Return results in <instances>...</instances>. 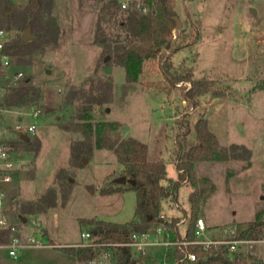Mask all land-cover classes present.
Masks as SVG:
<instances>
[{
  "label": "rangeland",
  "instance_id": "rangeland-1",
  "mask_svg": "<svg viewBox=\"0 0 264 264\" xmlns=\"http://www.w3.org/2000/svg\"><path fill=\"white\" fill-rule=\"evenodd\" d=\"M109 1L0 0V27L7 30L8 42L23 37L28 31L30 35L29 43L18 53L11 54V65L5 71V78L0 80L1 87L5 88L0 96V144L17 162V152L25 151L28 145L20 138L27 130L18 131L16 125H34L35 132L27 135L34 148L37 140L42 147L38 156H27L34 162L30 164L33 170L41 168V172L36 170L37 174L51 179L54 167L62 168L59 179L63 182V196L71 191L73 195L66 207L51 214L54 236L59 241L66 237L80 238V244H84L81 234L92 232L93 227L82 226L83 217L101 215L128 221L135 214L133 190L110 197L88 195V186L118 185L117 179L122 176L120 169L117 171L119 163L114 151L94 148V156L83 159L81 166L74 163L72 155L69 164L70 137L73 136V143L94 144L93 135L86 132L78 114L89 105L90 94L98 92L95 85L100 80L112 81L113 98L110 103L94 106L92 122H120L123 128L112 135L120 139L129 135L142 140L149 144L154 156L161 151L165 159L175 161L177 135L182 134L180 140L188 150L196 142L195 124L201 118L208 120L210 131L222 147L238 145L232 149L236 159H230L229 163L196 164L197 174L210 177L215 186L204 201L203 212L214 229L210 234H221L223 228H231L238 221L254 220L256 211L264 208V13L258 12V2L175 0L182 26L175 30L174 41L184 48L173 55L172 60L176 65L186 61L195 79H207L212 85L210 92L197 97L199 106L185 118L183 114L189 104L183 100L180 88L172 92L164 89L158 58L145 62L136 82L128 81L125 68L116 64L114 40L118 36L121 41L125 40V32L107 11H102L104 3ZM126 1L129 5L121 6L122 9L145 6L143 13L155 9L148 0ZM34 2H37L36 7ZM18 75L20 78L15 81ZM23 88L24 91L30 89L31 95L23 92V103L19 107L8 106L6 96L13 94L14 89ZM253 90L256 91L250 98ZM221 92L226 98L216 96ZM38 108L42 114L34 117ZM20 115L23 116L21 121ZM181 122L184 123L182 128ZM56 124L70 127L72 135ZM187 124L192 132L185 137ZM249 150L254 155L253 167L247 170L251 166ZM236 172H240L236 181L228 183ZM176 173L175 165L168 162V175L175 177ZM4 184L0 183V187ZM188 191L183 187L179 192V199L185 205H188ZM177 204L182 206L180 202ZM26 207L31 211L25 210ZM26 207L19 212L13 204L6 214L9 223L16 228L10 238L17 237L23 243L31 235L44 234L40 223L43 205L33 202ZM190 214L187 226L194 218L192 212ZM184 218V215L169 217L168 221L179 219L182 224ZM255 238L262 240H251L264 241V229ZM95 241H99V237L92 234L90 242ZM243 246L247 249L245 254H251L248 250H252V246L264 252V243L241 244L240 249ZM130 248L135 262L132 264H175L173 247L168 250L163 245H149L145 250L138 246ZM18 250L19 256L21 251ZM101 252L96 259L79 261V264L125 262V255L116 246L102 247Z\"/></svg>",
  "mask_w": 264,
  "mask_h": 264
},
{
  "label": "trees",
  "instance_id": "trees-1",
  "mask_svg": "<svg viewBox=\"0 0 264 264\" xmlns=\"http://www.w3.org/2000/svg\"><path fill=\"white\" fill-rule=\"evenodd\" d=\"M120 2L119 0H110L102 6V11H107L125 32V40L121 41L119 36L118 39L114 40L116 64L125 68L128 81L136 82L143 72L145 62L158 58L165 81L164 89L168 92H172L176 88L181 89L183 100L189 104V109L183 114L187 118L191 111L199 106L197 97L210 92L212 85L207 79H195L193 70L186 66V61L176 65L172 60V56L184 48L183 45L174 41V33L178 25L175 0H148L149 5H155V9L145 13L142 12L146 8L145 6L134 10L129 8L122 9ZM119 15H121L120 18H118ZM101 18L98 21L99 29L101 28ZM28 43L24 42L21 36L12 42H7L5 52L14 55ZM91 82L95 83L93 79ZM95 87L98 92L90 94L89 105L83 108V113L78 114V118L84 121L83 126L87 129L86 132H89L88 134L91 136L93 135L94 144H85L83 141L73 143V161L76 165L81 166L84 163L83 159L89 160L92 156L94 148L114 151L117 161L124 166L121 176L134 180L136 183H129L126 186L118 184L101 188L99 193L105 195L133 190L136 193V209L135 217L131 222L115 223L97 219H82V226H92V234L98 236L100 241L118 244L117 249L121 254L125 255L124 264L135 263L132 258L131 248L127 245L131 242V231L139 230L144 232L152 225H162L167 230L174 231L180 237L179 219L171 221L162 219L160 217V203L163 198L169 195L176 199L179 188L185 182H190L194 187V191L189 196L194 218L189 224L186 239L189 241L194 240L196 238L195 227L198 215L201 212V204L215 189L209 179L197 177L194 164L196 161L236 159L232 149L238 147V145H232L229 148L222 147L217 136L210 131L208 120L206 118L199 119L195 124L196 142L188 150L184 147L182 140H180L182 134L179 133L177 135L175 139L177 145L175 164L179 175L177 180L168 179L170 185L165 187L161 183L163 179H167L165 161L163 159L150 161L147 157L148 145L146 143L133 137L120 139L117 135H112L121 128L120 122H92L94 119L92 115L94 106L110 103L114 91L112 81L100 80ZM13 92V94L6 96V104L8 106L21 105L23 103L21 101L24 95L23 92L30 94L31 90L27 89V91H24L23 88L14 89ZM216 96L225 97V93H217ZM182 127H184L183 122H181ZM64 128L70 129V127ZM191 132L190 125H185L183 135L186 137ZM21 141L28 145L26 150L35 153L39 150L40 142L38 140L35 143V148L30 140L22 139ZM248 153L250 155V151ZM88 190L92 193L96 192V188L93 186H88ZM55 197V191L50 190L38 202L43 207L52 206L55 204ZM27 204L22 205L20 208L24 210ZM25 210L31 211L27 207ZM263 229L264 208L257 211L255 220L237 224V235L235 238L242 240L257 239L255 238L256 234ZM10 233V230H0V244L8 243L11 240ZM188 248L199 257L196 264H264L263 260L256 255L243 252L235 253L232 258L223 257L221 256V250L224 246H212L209 249H205L199 245H189ZM58 249L77 257L79 261L92 260L100 253L98 248L88 246H64ZM182 256V251L176 248L177 259L180 260Z\"/></svg>",
  "mask_w": 264,
  "mask_h": 264
},
{
  "label": "crops",
  "instance_id": "crops-1",
  "mask_svg": "<svg viewBox=\"0 0 264 264\" xmlns=\"http://www.w3.org/2000/svg\"><path fill=\"white\" fill-rule=\"evenodd\" d=\"M254 1L258 2L257 4H259L258 12H261L263 14L264 13V0H254ZM254 13H256V10ZM175 54H174V56H175ZM256 90H253L250 93V98L252 97L253 93ZM1 94H2V92H0V96H1ZM223 98H226V97H223ZM17 107H19V106H17ZM37 110L40 111L39 115L42 114V110L40 108H38ZM19 113H20V111H19ZM22 119H23V116L20 115L19 121H21ZM56 126L59 127L60 130H65L66 132L68 131V133H70V135H72V132L70 130L65 129L63 126L57 125V124H56ZM121 128H123V126H121ZM24 129L27 130V127L22 126V130H24ZM22 134H25L27 136L26 139L29 140V136L27 135L28 133H22ZM22 134L20 135V138H21ZM128 137H130V136L129 135L123 136V138H128ZM70 139H71V141H70ZM70 139L68 141V145L70 146V149L72 151L73 136L70 137ZM140 141H142V140H140ZM144 143H146V142H144ZM147 145H148L147 157L150 161H158L161 159H163L165 161L166 170H167V179H163L161 181V183L165 187H168L170 185V182H169L170 179L171 180H177L178 179L179 172H178L177 168H176L177 173H176L175 177H171L168 175V162H171L176 167L175 161L172 162V161H168V158L165 159V157H163V154L161 153V151L157 152L154 156L151 147L149 146V144H147ZM230 146H232V145H230ZM41 147H42V145L40 143L39 150L36 153L33 151H30V150L17 152V162H16L17 171L15 173V176L13 177V179L10 182L5 183L3 186L0 187L5 192V205H4L3 210H0V217H2V216L7 217L6 214L8 212V209L11 208V205L16 204L17 210L19 212H21L22 209L20 207L22 205L24 206L27 203L38 202L50 190H54L55 196H56L55 197V204L52 206L44 207V210H43L41 217H40V223L43 225V229H44V234H43L42 239L44 240L46 245L43 247H26V248H23L20 250L21 252L19 253V256L14 258L13 256H11L9 254L10 249H8V248H6L0 244V264H79L81 262V261L79 262V260H77L75 256L64 253L63 251L58 249L59 247H64V246H80L79 244L82 240L80 238L77 239V238L66 237L65 239H62V241H59L58 239H56V237L53 234L52 223H51V214L59 208L66 207L72 198L73 192L71 191L64 198L63 192H62V185H63L62 183L63 182L60 181V179H59V175L62 171L61 170L62 168L54 167L53 173L51 175L52 176L51 179L47 177L48 175L42 176V174H37L36 170L41 172V168L36 167L35 171L33 170L34 167L31 166L30 164L34 163V162L32 161V159H28L27 156L28 157H31L32 155L38 156L41 152ZM71 155H72V152L70 154L69 164H71ZM92 156H94V152H93ZM253 156H254L253 152L250 151L251 166L247 170H250L253 167ZM212 161L227 163L229 160H226V161H220V160L196 161L194 164V169H195V173H196L198 178H207L210 181L212 180L210 177L199 176L197 174V171H196V164L197 163H199V162H212ZM118 165L119 166H118L117 171H119V169H120V173H121L122 170L124 169V166L120 163ZM247 170H243V171H247ZM243 171H241V172H243ZM239 174H240V172L234 173L232 175V177L230 178L228 183H232V182L236 181ZM85 185L88 186L89 184H85ZM120 185L126 186L127 184L120 183ZM183 187H186L189 190L188 191V205H185V203L179 199V192H180L181 188H183ZM100 189L101 188H99V187L96 188V192H94V193H92L88 190V195L90 197H99V196L110 197V196L118 195V194L126 195L128 193V191H124V192H114V193L102 195L99 193ZM193 191H194L193 185L190 182H185L179 188L176 199H174V198L172 199V195H169V196H167L161 200L160 216H164V218L166 220H169V217L177 218V217H183V215L185 216V218H184L182 224L178 223L179 224L178 227L180 230V237H178V235L174 231L166 230L164 233L159 235L160 239H164L167 237L169 239H173V240L174 239H186L188 227H189V226H187L188 217L191 215L190 213L192 212V206H191V203L189 201V196ZM204 201L205 200H203V202L201 204V212H200V214H199L200 216L198 218H200V217L204 218V220L208 226V231L206 233L207 238H219L222 236V234H220V233L219 234L218 233L210 234V232H212L214 229H212V227H211L212 225L210 224L208 218L205 217V215H204V212H203ZM177 202H180L182 206H179L177 204ZM257 211H256V213H257ZM171 212H173V213H171ZM134 217H135V214H134L133 218L131 220H128V221H117V220L113 219L111 216L106 217V216H101V215H94L91 217H83L82 219H97V220L115 222V223H127V222H131L134 219ZM255 218H256V214H255ZM243 222L244 221H238V224L243 223ZM246 222H250V221H246ZM235 226H237V225H235ZM257 240H262V239H257ZM252 241L264 243V241H256V240H252ZM251 243H253V242H251ZM146 247H148V246H146ZM146 247L144 248V250L146 249ZM251 249L252 250L249 249L248 251L251 254L256 255L257 257L262 259L264 262V252L262 250H259V249L255 250L254 246H252ZM240 252L246 253L247 249H245V247L243 246V248L240 249Z\"/></svg>",
  "mask_w": 264,
  "mask_h": 264
},
{
  "label": "built area",
  "instance_id": "built-area-1",
  "mask_svg": "<svg viewBox=\"0 0 264 264\" xmlns=\"http://www.w3.org/2000/svg\"><path fill=\"white\" fill-rule=\"evenodd\" d=\"M129 3L126 0L121 1L122 8H127ZM9 41V36L7 30L4 28H0V80L5 78V71L10 67L12 58L11 55L5 52V46ZM20 75L16 76V80H19ZM0 81V92L5 90V88L1 87ZM40 113L39 110H36L33 113V116L36 117ZM16 129L22 131V126L17 125ZM35 126L29 125L27 127V133H34ZM16 159L11 155V152L5 150L0 144V183H8L10 182L16 173ZM15 171V172H13ZM5 205V192L0 188V210H3ZM165 220L164 216H160ZM180 224V223H179ZM178 224V225H179ZM10 230L15 231L16 228L12 226L5 216L0 217V230ZM167 229L162 225H152L149 229L144 232L141 231H133L130 233L131 242L128 243V246H138L139 249H143L149 245H163L168 250L170 247H173V258L175 260V264H196L199 260V257L195 252L189 250V245H199L205 249H209L212 246L219 247L224 246L221 250V256L232 258L235 253L240 252V245L254 242L252 240H242L236 239L237 235V226H233L231 228H223L222 236L219 238H207L206 233L208 231V226L204 220V218H198L195 227V235L196 238L192 241L187 239H169L164 238L160 239L159 235L164 233ZM42 236L39 235H31L28 237V241L23 243L17 237L12 238L8 243L1 244L4 247L10 249L9 254L16 258L18 256V249H23L26 247H43L46 245ZM82 239L84 240V244H80V246H88L95 247L100 250V253L94 258L96 259L98 256L102 254L101 248L105 246H118L115 243H108L104 241H95L90 242L92 237V232L84 231L81 234ZM176 248H179L183 256L180 260L176 257ZM93 260V259H92Z\"/></svg>",
  "mask_w": 264,
  "mask_h": 264
},
{
  "label": "water",
  "instance_id": "water-1",
  "mask_svg": "<svg viewBox=\"0 0 264 264\" xmlns=\"http://www.w3.org/2000/svg\"><path fill=\"white\" fill-rule=\"evenodd\" d=\"M33 6L36 7V6H37V2H34V3H33ZM252 10L255 12L254 9H252ZM177 22H178L177 27L180 28V27L182 26L181 20H180V19H177ZM29 39H30V35H29V31H28V32H26L25 35L23 36V41H24V42H27ZM107 59H109V57H107ZM107 111L109 112L110 109L107 108ZM21 138H22V139H26L27 136H26L25 134H22ZM117 182H118V183H122V184H126V183L135 184V183H136L134 180H130V179H128L127 177H124V176L118 178V179H117Z\"/></svg>",
  "mask_w": 264,
  "mask_h": 264
}]
</instances>
